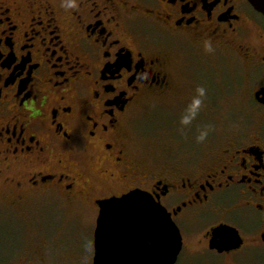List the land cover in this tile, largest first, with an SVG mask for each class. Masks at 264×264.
Instances as JSON below:
<instances>
[{
	"label": "flooded vegetation",
	"instance_id": "1",
	"mask_svg": "<svg viewBox=\"0 0 264 264\" xmlns=\"http://www.w3.org/2000/svg\"><path fill=\"white\" fill-rule=\"evenodd\" d=\"M216 54L244 73V112L215 129L213 95L204 134L184 125L187 148L155 155L141 112L177 94L174 64ZM135 191L177 226L175 264H264V15L249 0H0V223L49 204L90 217L79 264H94L99 203Z\"/></svg>",
	"mask_w": 264,
	"mask_h": 264
},
{
	"label": "rangeland",
	"instance_id": "2",
	"mask_svg": "<svg viewBox=\"0 0 264 264\" xmlns=\"http://www.w3.org/2000/svg\"><path fill=\"white\" fill-rule=\"evenodd\" d=\"M219 54L201 67L190 68L180 63L175 67L174 64L177 94L141 112L137 128L142 131L143 142L151 137L155 155L167 148L179 151L187 148L184 140L188 138V131L182 128L184 125L192 135L197 130L204 134V124L213 122L205 115L210 111L209 97L213 95H217V103L213 105L215 129L222 130L232 118L244 112L242 90L239 91L243 84H248L244 73L237 62L229 64L224 60H227L225 55L221 54L224 57L221 59ZM34 219L26 218L20 224L0 223V264H23L26 260L32 264L27 254L34 248L41 250L40 259L44 264H79L91 256L95 221L91 222L90 217L68 216L58 206L49 204L42 206ZM37 240L42 243L41 247L36 244Z\"/></svg>",
	"mask_w": 264,
	"mask_h": 264
},
{
	"label": "water",
	"instance_id": "3",
	"mask_svg": "<svg viewBox=\"0 0 264 264\" xmlns=\"http://www.w3.org/2000/svg\"><path fill=\"white\" fill-rule=\"evenodd\" d=\"M264 15V0H249ZM94 264H175L182 248L177 226L161 204L142 191L99 203ZM153 218V244L147 243ZM151 232V231H150ZM121 234L130 235L127 244Z\"/></svg>",
	"mask_w": 264,
	"mask_h": 264
},
{
	"label": "clouds",
	"instance_id": "4",
	"mask_svg": "<svg viewBox=\"0 0 264 264\" xmlns=\"http://www.w3.org/2000/svg\"><path fill=\"white\" fill-rule=\"evenodd\" d=\"M201 94H203V89L200 90ZM196 103H199V101H197ZM201 139H203V136L201 137Z\"/></svg>",
	"mask_w": 264,
	"mask_h": 264
}]
</instances>
